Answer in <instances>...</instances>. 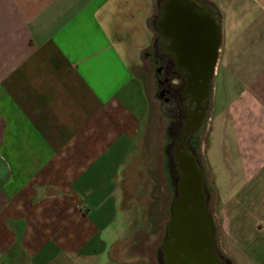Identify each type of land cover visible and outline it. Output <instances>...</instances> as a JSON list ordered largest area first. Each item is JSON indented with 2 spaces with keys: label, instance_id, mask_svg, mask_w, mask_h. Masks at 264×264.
I'll return each instance as SVG.
<instances>
[{
  "label": "crops",
  "instance_id": "crops-1",
  "mask_svg": "<svg viewBox=\"0 0 264 264\" xmlns=\"http://www.w3.org/2000/svg\"><path fill=\"white\" fill-rule=\"evenodd\" d=\"M160 5L217 23L210 210L230 264H264V0H0V264H154L122 181Z\"/></svg>",
  "mask_w": 264,
  "mask_h": 264
},
{
  "label": "flooded vegetation",
  "instance_id": "flooded-vegetation-1",
  "mask_svg": "<svg viewBox=\"0 0 264 264\" xmlns=\"http://www.w3.org/2000/svg\"><path fill=\"white\" fill-rule=\"evenodd\" d=\"M181 10L166 20L159 6L155 35L145 54L146 116L156 125L157 154L163 163L161 195L152 202L159 205L150 221L152 261L230 264L209 226L214 222L211 191L200 153L218 41L207 20L211 13Z\"/></svg>",
  "mask_w": 264,
  "mask_h": 264
},
{
  "label": "rangeland",
  "instance_id": "rangeland-1",
  "mask_svg": "<svg viewBox=\"0 0 264 264\" xmlns=\"http://www.w3.org/2000/svg\"><path fill=\"white\" fill-rule=\"evenodd\" d=\"M143 62L145 63V60ZM143 62L142 64L144 65ZM143 79L145 80L144 76ZM146 85L147 83L145 82V87ZM133 112H143V109L138 107L133 109ZM210 113L211 107L207 119L211 118ZM144 122L137 141L136 151L127 163L122 181L124 197H127L126 199L128 200V205H126L125 209L127 210V223L131 234L126 239L129 242L131 241L135 245L134 247L138 249H144V246L151 242L152 225L150 221L152 211L154 208L159 207V205L152 202L156 201L154 197L161 195L160 172L163 168V163L157 154V148L160 145L157 142L159 137H157V128L156 125L154 126V120L146 116ZM208 141V128L203 126L200 137V153L206 172L209 174L206 156L204 158V149L208 146ZM217 238H219L218 235ZM151 247L152 244L150 243V252L152 251ZM150 256L152 258V254Z\"/></svg>",
  "mask_w": 264,
  "mask_h": 264
},
{
  "label": "water",
  "instance_id": "water-1",
  "mask_svg": "<svg viewBox=\"0 0 264 264\" xmlns=\"http://www.w3.org/2000/svg\"><path fill=\"white\" fill-rule=\"evenodd\" d=\"M214 28L216 29V26H217V23H216V21H215V23H214ZM216 32V31H215ZM216 39H217V36H216ZM210 226V228H212V229H214L215 230V225H214V222H211V224L209 225Z\"/></svg>",
  "mask_w": 264,
  "mask_h": 264
}]
</instances>
